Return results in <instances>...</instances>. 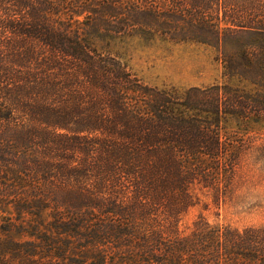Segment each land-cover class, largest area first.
<instances>
[{
	"label": "trees",
	"instance_id": "16d2710c",
	"mask_svg": "<svg viewBox=\"0 0 264 264\" xmlns=\"http://www.w3.org/2000/svg\"><path fill=\"white\" fill-rule=\"evenodd\" d=\"M98 31L211 46L222 81L149 85L96 46ZM0 107V198L20 214L64 228L70 210L88 207L87 221L98 209L145 264H264L263 226H211L202 212L189 235L178 226L191 208L233 203L245 160L263 169V138H247L264 121V0H0ZM70 150L98 171L67 169ZM91 177L101 198L71 203L70 179Z\"/></svg>",
	"mask_w": 264,
	"mask_h": 264
},
{
	"label": "rangeland",
	"instance_id": "374dc122",
	"mask_svg": "<svg viewBox=\"0 0 264 264\" xmlns=\"http://www.w3.org/2000/svg\"><path fill=\"white\" fill-rule=\"evenodd\" d=\"M93 42L100 50L102 45L108 46L113 53H118L127 61L132 71L145 83L161 89L183 92L191 86H208L222 81V67L216 60L218 53L206 44L176 43L159 36L153 39L135 36L109 42L101 40V31L94 32ZM9 113L7 108L0 107L3 126L10 120ZM250 131L253 133L248 136V142L260 143L263 138L264 144V121L253 123ZM86 136L88 140L94 139L95 142L91 143L96 147L101 145L100 131ZM77 143L87 144L85 140ZM84 157L81 151L70 150L65 157L67 169L97 172L101 163L93 161L89 166L83 162ZM3 167H0V178L7 180L4 174L8 171ZM237 181L242 186L237 189L239 197L233 203H227L221 208L211 204L207 210L201 205L191 208L182 215L178 224L180 234L186 236L192 232L193 223L200 221L201 212L204 221L211 226H227L240 231L247 227H264V166L262 169L260 164L245 160ZM70 183L68 187L71 192L67 194V199L71 203H81L82 199L97 202L101 198V185L96 184L94 177L84 178L82 185L73 179H70ZM80 186L85 189L83 197ZM2 199L7 204L0 201V264H145L140 261L143 258H138L134 253L140 251L139 247L128 254V251L136 247L125 245V240L121 238L123 236L116 233L119 221L101 218L98 209L91 220L83 221L81 215L89 213L91 209L83 207V213L75 214L77 210L74 208L64 216V228H52L47 224L42 225L30 214H20L14 197L2 196ZM48 220L54 219L50 217ZM44 222L47 223V220ZM107 235L111 238H107Z\"/></svg>",
	"mask_w": 264,
	"mask_h": 264
}]
</instances>
